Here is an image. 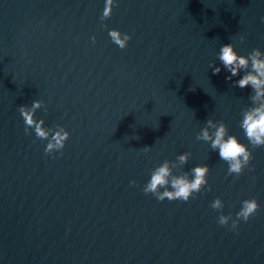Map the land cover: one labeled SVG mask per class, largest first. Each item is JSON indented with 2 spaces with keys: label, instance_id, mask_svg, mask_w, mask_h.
I'll return each mask as SVG.
<instances>
[{
  "label": "water",
  "instance_id": "water-1",
  "mask_svg": "<svg viewBox=\"0 0 264 264\" xmlns=\"http://www.w3.org/2000/svg\"><path fill=\"white\" fill-rule=\"evenodd\" d=\"M104 6L0 0V264H264V148L234 177L196 140L211 118L248 144L251 88L234 86L243 72L227 79L218 53L264 52V0H119L101 22ZM110 29L130 34L125 49ZM36 99V118L70 133L55 158L24 131L18 108ZM184 152L179 171L207 165L211 190L187 203L145 195L151 170ZM217 197L233 218L244 199L260 211L233 231Z\"/></svg>",
  "mask_w": 264,
  "mask_h": 264
},
{
  "label": "clouds",
  "instance_id": "clouds-1",
  "mask_svg": "<svg viewBox=\"0 0 264 264\" xmlns=\"http://www.w3.org/2000/svg\"><path fill=\"white\" fill-rule=\"evenodd\" d=\"M119 6V0H105V6L100 16L101 22L112 17L114 8ZM106 27V25H105ZM108 35L111 41L121 50L125 49L130 34L122 33L119 29H110ZM95 44V36L91 37ZM240 42H244V37H240ZM218 59L231 75L227 77L238 76L243 72L240 79L234 82V86L241 89L251 88L249 94L250 105L241 111L240 127L248 141V144L240 142L237 136L229 134L228 126L223 121H216L208 118L204 126L196 135L197 141H203L210 144L213 152H218L220 160L227 165V174L239 177L246 168H249L254 159L253 150L264 148V52L259 48L253 49L246 56L238 54L235 45L227 43L221 45L218 53ZM213 74H219L221 68L212 66ZM45 107L44 102L36 99L32 101L31 106L21 105L18 111L24 121V131L26 135L35 134V138L40 141H47L45 146V155L55 158V154H63L66 142L70 133L63 126L56 125L55 128L45 127L43 119H37L35 114L37 110ZM46 110V109H45ZM31 130V131H30ZM249 145L251 147H249ZM145 152L150 151V147H144ZM191 152H184L176 157L175 161L164 160L150 172V179L144 184L142 191L145 195L151 194L158 202L180 201L187 203L196 198L197 195L211 190L208 181L209 167L207 165H197L188 172L179 171L186 165L191 157ZM133 186L136 181L130 182ZM224 201L217 197L214 199L210 208L218 212L217 223L220 226L227 227L231 221L230 227L233 231L237 230L240 222L247 223L255 217L260 211V203L253 197L241 201L239 211L225 215L223 209Z\"/></svg>",
  "mask_w": 264,
  "mask_h": 264
}]
</instances>
